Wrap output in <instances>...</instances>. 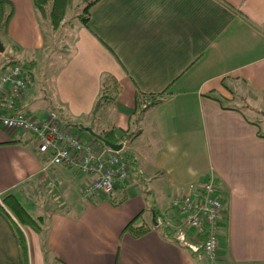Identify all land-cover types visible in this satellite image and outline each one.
Listing matches in <instances>:
<instances>
[{"label": "crops", "instance_id": "obj_1", "mask_svg": "<svg viewBox=\"0 0 264 264\" xmlns=\"http://www.w3.org/2000/svg\"><path fill=\"white\" fill-rule=\"evenodd\" d=\"M9 1L14 10L0 42L13 52H0V72L11 56L38 68L49 51L58 52L50 54L58 60L50 91L43 96L27 85L19 109L37 119L56 110L69 126L113 128L117 138L132 134L130 167L150 190L129 197L138 183L130 175L128 189L125 180L109 195L83 197L91 176L51 164L31 135L0 122V264L24 263L18 228L26 264H264V0H97L87 26L78 17L87 0H72L58 28L62 49L54 50L58 29L46 37L48 20L32 0ZM109 75L122 89L104 106L116 113L103 127L102 114L93 119L91 112ZM163 90L162 101L148 106V95ZM140 137L144 142L135 143ZM206 179L223 203L214 260L202 254L194 230L182 227L179 240V226L167 220L175 214L155 201ZM9 194L42 217L41 231L17 222L2 201ZM145 211L156 213V223L143 219L138 225L150 231L133 237L124 227Z\"/></svg>", "mask_w": 264, "mask_h": 264}, {"label": "built area", "instance_id": "obj_2", "mask_svg": "<svg viewBox=\"0 0 264 264\" xmlns=\"http://www.w3.org/2000/svg\"><path fill=\"white\" fill-rule=\"evenodd\" d=\"M26 87V73L19 63L10 64L0 72V105L5 111L0 115L1 124L20 136L31 135L38 152L51 164L64 165L91 176L81 191L83 197L94 198L100 193L109 195L118 182L130 177V158L124 140L120 141L121 149L113 150L76 135L56 110H50L41 119L21 111L19 99ZM170 209L178 219L176 225L200 235L202 254L210 260L216 259L223 203L212 179L190 182L183 192L171 198ZM179 227L177 238L184 241V231Z\"/></svg>", "mask_w": 264, "mask_h": 264}, {"label": "trees", "instance_id": "obj_3", "mask_svg": "<svg viewBox=\"0 0 264 264\" xmlns=\"http://www.w3.org/2000/svg\"><path fill=\"white\" fill-rule=\"evenodd\" d=\"M97 0H87L84 3L78 17L80 22L87 26L89 21V9L90 7L96 2ZM72 0H32V3L39 13L41 18H47L49 26L52 30L58 29L64 22L65 13L69 5H71ZM13 6L9 0H0V33L2 30L5 29L9 19L13 14ZM20 64L21 61L14 59L12 56L9 57L7 65L18 63ZM35 61L30 60L26 61L23 64V67H27L28 74L30 75L32 72V68L34 67ZM121 84L120 82L112 75L107 76V78L101 83V87L99 90V94L94 101L93 108H92V118L97 119L99 114L101 113L104 106L108 103L114 102L119 93L121 92ZM166 90L158 92L157 94H149V104L148 106L154 105L162 101L166 94ZM98 134L112 142H120L126 138L131 137L132 134H121L120 137L114 136V129H103L98 132ZM93 137V136H92ZM95 141L99 144L103 145L101 140L93 137ZM129 156V155H128ZM3 203L15 217L17 222L20 225L29 226L34 231H41L42 230V217H34L31 215L23 206L22 204L14 197L12 194L6 195L2 199ZM154 218L156 219V213L154 212ZM164 231L171 229L169 225H164ZM124 230L128 231L133 237H140L150 231V227L145 224L135 225L133 221H130L124 227ZM18 235L21 247L23 248L24 254V263L26 264V242L22 231L18 228Z\"/></svg>", "mask_w": 264, "mask_h": 264}, {"label": "rangeland", "instance_id": "obj_4", "mask_svg": "<svg viewBox=\"0 0 264 264\" xmlns=\"http://www.w3.org/2000/svg\"><path fill=\"white\" fill-rule=\"evenodd\" d=\"M72 9H68L67 10V12H66V17L68 18V15H70L71 13H72ZM44 29H45V35H46V37L47 38H49V36H50V34H51V31H52V29L49 27V25H45L44 26ZM63 29L61 28V29H58L57 30V34H56V38H55V40H54V42H51L52 43V49L54 50V46H56V48L58 49H62V45H61V41H62V38H61V36H62V34H63V31H62ZM3 43V46H6L7 44L3 41L2 42ZM4 50L5 51H8V52H13V50H11V48H4ZM10 50V51H9ZM51 52H52V54H54V52H57V51H49L48 53H47V55H46V58L43 60V62H42V64H41V66H39L38 68L36 67L35 68V64H34V67L32 68V73L34 72L33 71V69L35 68V75H36V77L35 78H33L32 80H30V76H29V74H28V69H27V67L26 68H24L23 67V64L25 63L24 61H21L20 62V65L22 66V68L24 69V71H25V73H26V78H27V85H29L30 84V86L31 87H33V88H36V89H39V88H41L42 90H41V95H43L44 96V91H46L47 90V92L48 91H50V85H51V77H52V74H53V71H54V68H56L57 66H58V60H53V59H51L53 56L52 55H50L51 54ZM58 53V52H57ZM50 55V56H49ZM56 63H57V65H56ZM37 71H39V73H41L42 75H41V77L39 78L38 77V73H36ZM41 100H43L42 98H41ZM38 103H39V101H38ZM244 107V106H243ZM108 109V110H107ZM113 109V108H112ZM258 109H260L261 110V112H264V107H262V106H260ZM244 110H245V113H246V115L247 116H250V117H252V118H254V119H257L256 117H258L259 115H257L256 113H251L250 112V108H244ZM116 112H112L111 110H110V107L109 106H107V108H103V110L101 111V120H102V126L103 127H107L109 124H108V121H110V122H113L112 120H113V117H111V115L112 114H115ZM100 115V114H99ZM260 115H262V113H260ZM116 116V115H115ZM115 118V117H114ZM261 126H262V131L264 132V123H262L261 124ZM132 127H136L135 126V123H132ZM69 129L72 131V132H74V133H76V135H78L79 137H81L82 139H84V140H87V141H91V140H94V138L92 137V135L89 133V132H87V131H85V130H83V129H81V128H79L78 126H76V125H74V126H72V125H70L69 126ZM109 129V128H108ZM103 130V129H102ZM115 131V130H114ZM122 132L120 131V130H118V129H116V134H121ZM123 134V133H122ZM131 139H134V137L133 138H131ZM130 139V137L129 138H126L124 141H125V148H126V145L128 144V142H130V141H132ZM135 143H139V142H144V138L143 137H140V138H137V139H135V141H134ZM130 165H133L132 164V161H130ZM141 166L143 167V166H146L145 168H146V172H145V174L146 173H149L151 170H150V167H147V166H149L148 164H146L145 162L143 163V164H141ZM134 167V166H133ZM129 173H130V175L132 176L131 177V179H132V182H138V183H136L137 185H132V187L130 188V190H129V197H131V198H133L134 197V192L133 191H136L135 193H140L141 192V197H143V192H145V191H147V193L149 192V190H150V187L148 186L147 187V185H146V182H144V181H141L140 179H138V178H136V176L138 175V172L136 171V170H134V168H132V167H130L129 166ZM158 178H159V176H158ZM129 179V178H128ZM127 179V180H128ZM160 179V178H159ZM126 180V182H127V184H128V182L130 183V185H131V182L130 181H127ZM128 187H129V184L127 185V188L126 189H128ZM155 190V189H154ZM146 193V194H147ZM172 196H173V194L171 195L170 194V196H166V197H164V200L161 198V200H160V196L159 195H156L155 197V201H156V204H157V206L159 207V208H162V210H168V211H171V213H173L172 212V209H170V201H171V198H172ZM163 197V196H162ZM147 198V204H148V206H150V205H153V204H151L150 203V198L149 197H146ZM133 202V200L132 201H130L129 203H132ZM24 203V205H25V207L32 213V212H34V211H36V205L35 204H32V202H30V201H24L23 202ZM145 220L148 224H153L154 223V221H153V219H152V215H150V212L149 211H145L144 212V215L142 216V218H137V220H136V225H138V224H140V223H142V220ZM167 220H169V221H174V222H177V220L178 219H175V218H171V215H168V217H167ZM181 227V226H180ZM180 229H182L183 231H184V228H180Z\"/></svg>", "mask_w": 264, "mask_h": 264}, {"label": "water", "instance_id": "obj_5", "mask_svg": "<svg viewBox=\"0 0 264 264\" xmlns=\"http://www.w3.org/2000/svg\"><path fill=\"white\" fill-rule=\"evenodd\" d=\"M3 51H4V46L0 42V52H3ZM78 127L83 129V130H85V131H87V132H89L93 137L101 140V142L105 146H107V147H109V148H111L113 150H119L122 147V143L121 142H112V141L100 136L97 132L93 131L91 127L83 126L82 124H78ZM152 219H153L154 223H156V220L154 218V213H152Z\"/></svg>", "mask_w": 264, "mask_h": 264}]
</instances>
